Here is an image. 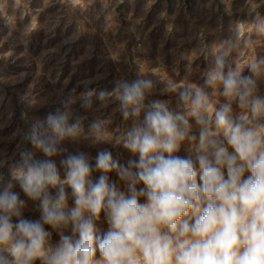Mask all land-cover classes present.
<instances>
[{
	"label": "clouds",
	"instance_id": "1",
	"mask_svg": "<svg viewBox=\"0 0 264 264\" xmlns=\"http://www.w3.org/2000/svg\"><path fill=\"white\" fill-rule=\"evenodd\" d=\"M230 51L218 46L203 83L169 81V97L148 99L143 75L85 87L82 107L111 98L131 121L115 137L126 160L64 146L84 131L72 99L34 118L32 148L0 173V264H264V58L244 72ZM108 123H89L95 141Z\"/></svg>",
	"mask_w": 264,
	"mask_h": 264
},
{
	"label": "rangeland",
	"instance_id": "2",
	"mask_svg": "<svg viewBox=\"0 0 264 264\" xmlns=\"http://www.w3.org/2000/svg\"><path fill=\"white\" fill-rule=\"evenodd\" d=\"M225 42L228 62L244 72L250 60L264 58V0H0V173L7 178L19 150L32 148L25 133L33 119L68 99L84 117V131L64 146L92 156L109 148L126 160L115 137L131 121L111 98L94 95L82 107L85 87L111 89L117 79L143 75L153 80L148 99L169 97V81L203 83ZM258 83L264 94V75ZM209 92L223 99L218 89ZM101 118L110 123L95 141L88 125ZM26 214L38 209L30 205Z\"/></svg>",
	"mask_w": 264,
	"mask_h": 264
}]
</instances>
